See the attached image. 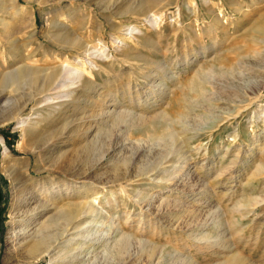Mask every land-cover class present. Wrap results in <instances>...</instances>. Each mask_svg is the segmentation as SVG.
Returning <instances> with one entry per match:
<instances>
[{
    "label": "rangeland",
    "instance_id": "obj_1",
    "mask_svg": "<svg viewBox=\"0 0 264 264\" xmlns=\"http://www.w3.org/2000/svg\"><path fill=\"white\" fill-rule=\"evenodd\" d=\"M56 1L41 6L30 0L21 19L0 12L3 67L11 70L19 65H48L52 63L46 60L48 56L62 60L66 55L81 54L88 45L106 47L108 64L98 61L101 69L93 70L91 80L96 87L91 88L88 83L77 89L82 101L76 110L72 106L57 117L36 122L24 137L15 119L7 118L10 110L0 108V264H57L59 261L53 258L61 253L59 248L31 261L22 254L14 255L13 230L20 239L26 231L65 208L68 196L83 200L85 193L97 196L100 210L96 220L82 216L81 229L89 228L90 236L76 250L81 252L65 264H230L233 254L237 255L236 261L239 258L238 264H264V171H260L264 155L257 148L264 145V43L260 42L264 40V0H240L245 14L232 10L227 0H210L209 7L202 0H171L166 19L157 30L149 31L154 42L160 43L158 49L137 40L132 42L133 48L120 51L114 47L112 36L125 32L122 26L126 23H136L142 29L146 23L117 12L143 0H78L75 5L80 8L75 18H65L66 24L61 27L53 25L54 17L48 9L65 7L68 2L62 0L60 5ZM177 4L183 29L175 32L179 26ZM207 8L221 11L226 32L200 38L199 33L209 23ZM65 11L66 8L62 10ZM195 14L197 21L193 23ZM189 24H193L195 32ZM191 36L196 41H191ZM16 45L20 53L31 48L34 55L15 59L10 49ZM161 48L168 49L166 55L160 52ZM127 54L136 58L130 59ZM147 59L160 62L162 67L148 64L144 69L141 66ZM44 78V73L38 75L37 82ZM29 89L24 84L17 94ZM107 93L115 99L108 95L106 100H110L104 104ZM240 97L244 100L240 101ZM101 107L107 110L106 117L95 115ZM31 108V104L27 105L21 116L27 117ZM163 111L171 118L181 113L188 115L190 134H194L185 147L188 167L186 164L187 168L178 172L180 175L176 173L179 178L175 174L171 180L153 177L154 171L139 178L131 176L130 183L121 190L118 182H112V165L125 157L132 174L138 163L145 162L153 147H157H147L153 142L149 135L161 130L157 128L160 121L153 125L150 120ZM119 112H128L125 122L114 120ZM42 113L46 115L45 111ZM140 118L149 123L140 124ZM93 142L96 145L89 152L83 150ZM4 146L13 155L16 175L4 166ZM25 181L31 192L25 194V201L14 205L15 195ZM63 182L84 185L65 190ZM50 184L55 189L43 194V187ZM58 193L62 196L58 197ZM168 199L180 201L190 212L178 219L163 216V202ZM248 201L249 211L238 209L239 203ZM36 204L40 206L30 210ZM16 210L21 212L11 222ZM190 214L200 216L188 224ZM113 221L116 226L106 234L108 239L104 242L106 236L101 238V234ZM120 233L129 237L128 250L121 257H114L105 246L111 247ZM202 235L205 238H200ZM143 243L157 245L151 262L146 253L140 252Z\"/></svg>",
    "mask_w": 264,
    "mask_h": 264
},
{
    "label": "bare ground",
    "instance_id": "obj_2",
    "mask_svg": "<svg viewBox=\"0 0 264 264\" xmlns=\"http://www.w3.org/2000/svg\"><path fill=\"white\" fill-rule=\"evenodd\" d=\"M35 1H37L42 6L44 4H48L50 1H53V0H35ZM76 1H78V0H67L68 3L65 7L61 6V7L54 8V9H50V8L48 9V13L54 17L53 22H52L54 26H60V27L64 26L66 24L65 18L68 20H73L75 18V12L77 9L80 8L79 7L80 5H78V6L75 5ZM56 2L61 5L62 0H57ZM29 3H30V0H24V2H22L20 0H0V12L4 13L5 15H8V16L21 19L27 13ZM202 3L205 6L209 7L210 0H202ZM227 3L229 4V6L232 10H235L240 14H245L246 11H245V9H243V6L240 4V0H227ZM100 4H101V2H100ZM170 4H171V0H143V1L131 4L129 7L125 8V9L119 8V11L117 13L122 14V15H124V14L126 15V13H127V14L131 15L132 17L141 20V22L144 21L146 23V25L144 26L145 29H142V27L140 25L133 23V22H129V23H126L125 25H123L122 28L125 29V32L123 31L121 34L112 36L113 43L115 44L114 47L119 51L124 50V49L126 50L127 48L131 47L132 42H135L137 40H141L143 45H146L149 48L158 49L159 48L158 46L160 45V43H156V41L154 42L152 36H150L151 34L149 33V31L157 30V28L162 23V21L164 19H166V17H167L166 9L168 8V6H170ZM96 5H99L97 3V1H96ZM252 6L253 5H250V7H252ZM99 7L101 8L100 5H99ZM64 8H66L65 13L62 12V10ZM107 8H108V6H107ZM109 9H111V8H109ZM206 11L208 13V17H209L208 22L209 23L206 25V28L202 32L199 33V37L200 38L201 37L204 38L205 36L211 37L212 35L214 36L216 33H218V31L226 32V25L224 24L223 18L220 15L221 11L216 12L212 8H207ZM176 14H177V19L179 17H181V9H180V6L178 4H177V13ZM60 16H63V19H58ZM197 16L198 15L195 14V16L193 18V23L194 22L196 23ZM176 23H179V19L176 20ZM192 25L193 24H191L189 27L191 29H193V31L196 30V28L194 29ZM114 26L116 27L115 24H114ZM179 29H183L182 23H179V26H176L174 28L175 32H176V30H179ZM144 30H147V32L144 33ZM257 30L259 32L262 31L260 28ZM190 40L196 41V39L192 36L190 37ZM260 42L264 43V40H262ZM80 44H81V42H80ZM26 46H28V44ZM131 48H133V47H131ZM62 49H64V48L62 47ZM10 50L14 54L15 59H17V60L18 59L21 60L23 58L29 59V58H31V56L34 55L33 50H31V48L27 49L28 51L25 54L20 53V49L17 47V45L12 46ZM167 51H168L167 48H161L160 49V52H162L165 55H166ZM47 52H48V50H47ZM52 53H54V52H52ZM121 54H122V52H121ZM134 56L135 55L127 54L126 57H128L130 59H134V58H136ZM0 57H1V55H0ZM53 58H55V59H53ZM59 58L57 56H55V57L54 56L53 57L48 56V59H46V60H48L49 62L51 61L52 62L51 64L43 65V66H40V65H35V66L19 65L18 67H15L14 69H11V70H6V68L3 67L4 65H2L0 63V67H1V71H0V102H2V104L0 105V108L3 111L10 110V111H8L9 116L7 118L15 119L17 126L21 130L22 137H24L28 128L34 127L36 122H38V123H39V121L44 122V121L48 120L49 117H57L63 111L67 110L69 107H72V106H75L76 107L75 110H76L77 105L80 104V102L82 101V99H79V97H77V89H79L81 86H84L88 83L92 84L91 88L96 87L95 85H93L94 83L91 80L93 78V77L91 78V74H92L93 70L95 69V70L99 71L101 69L102 64H100L98 61H101L103 64H106V65L108 64L105 61L108 58L107 48L104 47L103 45H98V46L88 45V46L84 47L81 54L66 55L65 57H63L62 60H61V58L60 59ZM51 59H53V60H51ZM111 60H113V58H111ZM0 61H1V59H0ZM148 64H152V65L157 66V67H162L160 62L152 60V59L145 60V62L142 64L143 66H141V67L146 69ZM109 66H110V64H109ZM43 73L45 74L46 78H44L41 83H38L37 82L38 75H41ZM24 84H28L30 89L25 94L23 93L22 95L19 96L18 90L21 89ZM256 87L259 88V86L257 84H256ZM84 88H85V86H84ZM194 90H195V88H194ZM46 91H48V93H45ZM108 95L110 96L111 99L112 98L115 99L114 95L107 93V94H104V100H103V98H101L103 100L102 103L106 104L110 100V98H108V100H106ZM114 99L111 101L115 102ZM84 100H85V98H84ZM239 100L243 101L244 98L243 99L241 98ZM93 101H95V100H93ZM29 104H31V106H32V108H31L32 112L30 114H28L27 117L26 116L22 117L21 116L22 110ZM188 104H190V103H188ZM99 109H100V111L95 115L99 116V117H106L107 110H105V107L104 108L101 107ZM42 111L43 112L45 111L46 115H43ZM164 111H163V113L158 114L154 119H152V120L149 119L150 123H152L153 125H155L158 121H160V122H158L159 125L157 128H161V130H160V132H156L157 134L153 130L152 134L149 135L150 141H153V142L151 143L150 146H147V147L152 148L153 145L154 146L157 145V147L156 146L153 147L152 154L146 160H144L145 162H142L141 164L138 163L136 165L134 171H133L134 173H132V174H130V169L128 166L129 163L125 157L117 160L112 165V168L110 169L111 173L113 175L112 182H118L117 186L119 188H121V190L124 189L125 187H127V185L130 183L131 176H138V178H139L142 175H144V176L146 174L148 175L149 172H151V171H154V173H155V175L153 177H158L157 175H159L160 178H165L167 180H169V179L171 180L172 178H174V175L178 172L180 173V171L183 168H185L184 166L188 163L187 161H189V156L186 154L187 152H186L185 147H186V144H188L190 137H193L192 135H194V134H192V135L190 134L191 128L189 126V124H190L189 121L186 120L187 114L181 113L178 117L171 118V117H168ZM127 114H128V112L127 113L119 112V113H116V115L113 118H114V120L121 122V120H124V119L126 120ZM228 114L229 113H227V115ZM133 117H135V116H133ZM113 118H112V120H113ZM125 120H124V122H125ZM107 121H110V120L107 119ZM139 121H140V124L149 123V121H147V123H146V120H143L141 118ZM113 125H115V124H113ZM116 126H118V125H116ZM149 126H150V124H149ZM109 136H111V135H109ZM0 141L3 142L1 140V137H0ZM94 145H96V142H93L91 145H87L86 147H84L85 149H83V150L89 152V150L91 148L95 147ZM19 146H21V145H19ZM257 148L260 150L261 156L264 155V145L258 146ZM12 156L13 155H12V153H10L8 148L6 146H4V150H3L4 166L9 171L10 174L16 175L17 168L12 164L13 163V161H12L13 157ZM140 158H142V156ZM259 162L261 164L263 163L261 161H259ZM174 164H176V165H174ZM261 166H263V164ZM168 167H171L170 169H172V170H169ZM187 167H188V164H187ZM260 171H264V166H263V168H261ZM179 173H178V175H180ZM178 175H177V177H178ZM182 175L183 174H181V177H182ZM254 175H255V173L251 177H253ZM177 177H176V180H177ZM191 180H192V178H191ZM160 181H161V179H160ZM123 182H125V183H123ZM174 182H176V181L174 180ZM188 184H189V182H188ZM82 185H84V184L75 186L74 182L73 183H69V182H63L62 183V186H66L65 190H67L69 186L70 187L75 186L76 189L77 188L80 189V188H82ZM202 185H203V183H202ZM192 186H194V185H192ZM185 188H186V186H185ZM188 188L190 189L192 187L190 186ZM52 189H55L54 184L44 186L42 193L46 194V192L51 191ZM19 190H20L19 191L20 193L15 195L16 199L14 198L15 199L14 205H16L19 202L22 203L23 201H25L26 200V198L24 197L25 194L31 192V189H29L26 185V181L23 183L22 188H20ZM203 190H204V188H203ZM15 191H17V190H15ZM97 191H99V190H97ZM59 192H61V191H59ZM85 194H86V198L83 200H79L81 198H79L77 196H74L72 198H69V196H68L67 197L68 199L65 201V205H66L65 208H60L55 215H52L51 217H49L47 219V221H45L42 225L34 228L32 231H30V230L26 231L20 239H18L19 234H17L15 232V230H13V235L11 236L12 240L11 239L10 240L12 241V246L14 247V255L18 256L19 254H22L27 259V261H31V260H37V259H40L42 257H45L46 255L48 256L51 253H53V251L55 249L59 248V249H61L60 250L61 253L53 259H54V261H59L58 262L59 264H65L66 262L70 261L71 258H73L75 254L80 253L81 250H80V252H77L76 250H79V248H81V246L85 243L84 240H86V238H88L90 236V234H89L90 229L89 228L84 229V230L81 229V225L83 224L81 222V218H82V216H85V215H88V216H91V218L92 217L94 218L95 215L98 214V212L100 210V206L98 205L97 196H92V195L90 196V194H88V193H85ZM20 195L23 196L22 199H20L21 197L18 198V196H20ZM134 195H139V193H135ZM60 196H62V193H58V197H60ZM253 201H252V203H253ZM255 201L258 202L257 199H255ZM249 204H251L249 201L239 203L238 209L246 210L247 209L246 206ZM39 206H40V204H36L30 210H34L35 208H37ZM183 207L184 206L180 203V201L178 202L177 200H169L168 199V200H165L163 202L161 213L163 214V216H167L168 218L178 219L183 214H185V213L188 214V212H190L185 207L184 208ZM247 211H249V209H247ZM19 212H21V211L16 210L13 213L12 218H11V222H15L17 220L16 216L20 214ZM199 216L200 215H198V217ZM26 217H28V216L26 215ZM190 217H191L190 218L191 221L188 224H191L196 218H198L196 215H192V214H190ZM93 218H92V221L94 220ZM95 220H96V217H95ZM168 220L169 219H167V221ZM175 221L176 220L174 219V222ZM116 223L117 222H114V221L109 223L107 225V229L104 232H102L101 238L103 236H106V234L111 233V231L114 230ZM200 238H205V236L202 235ZM107 239H108V236H106L104 238V242ZM71 241H74V243L72 245H71V243H69ZM129 241H130L129 237L127 235H125L124 233H120V234L116 235V237L114 238L111 247L105 246V248H109V251H111V253L113 255H115L114 257H117V256L121 257V255L124 254L128 250L127 244L129 243ZM214 242L220 243L219 240H215ZM221 244H224V241L221 242ZM149 245L147 243H143L139 249H140L141 253H146L147 258H148L147 260H149L148 262H151L153 260V258H155L153 256L155 254L154 250H155V247H157V245L153 246V247H151ZM147 247H148V249L149 248L150 249L147 250ZM159 249H160V247H159ZM106 254H108V253H106ZM107 256H109V255H107ZM110 257H112V256H110ZM163 258H164V255H163ZM236 258H237L236 254L231 255L232 261L230 264H238L239 258L237 259V261L235 260ZM179 259H177V260H179ZM173 260H174V258H173ZM184 260H186V259H184ZM240 260H242V259L240 258ZM226 261H227V263L230 262L227 259H226ZM183 262H185V261H183ZM52 264H54V263H52ZM216 264H223V263H216Z\"/></svg>",
    "mask_w": 264,
    "mask_h": 264
}]
</instances>
